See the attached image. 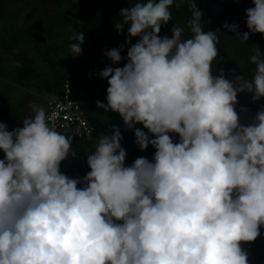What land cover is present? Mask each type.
Returning a JSON list of instances; mask_svg holds the SVG:
<instances>
[{
  "label": "clouds",
  "instance_id": "clouds-1",
  "mask_svg": "<svg viewBox=\"0 0 264 264\" xmlns=\"http://www.w3.org/2000/svg\"><path fill=\"white\" fill-rule=\"evenodd\" d=\"M252 3L249 31L223 25L242 42L264 35V0ZM173 4L146 0L122 9L114 26L119 34L128 25L127 63L98 73L108 87L107 103L96 106L118 113L141 151L151 144V161L126 167L114 126L87 155L90 171L71 178L60 165L76 156L73 135L50 123L56 113L33 102L22 127L9 131L0 122V264H249L242 244L264 226V107L249 125L236 107L238 93L264 98V59L258 47L251 78L214 75L219 30L204 31V14L192 3L191 38L182 40L176 24L171 38L161 36ZM84 39V32L69 37L70 55L82 54ZM125 44L104 51L113 65Z\"/></svg>",
  "mask_w": 264,
  "mask_h": 264
},
{
  "label": "rangeland",
  "instance_id": "rangeland-1",
  "mask_svg": "<svg viewBox=\"0 0 264 264\" xmlns=\"http://www.w3.org/2000/svg\"><path fill=\"white\" fill-rule=\"evenodd\" d=\"M98 1V0H95ZM224 1V0H221ZM232 7L226 9L225 21L239 25L238 31L243 34L249 31L246 26V9L253 7L252 0H228ZM91 0H0V122L7 125L8 130L22 127V121L31 114L30 103H37L46 109L49 100L59 95L65 79H70L74 93L85 104L90 119L96 125L92 137L81 141L82 161L65 163L62 173L71 178L83 179L90 168L87 155L94 154L98 137L101 134L112 135L113 127L119 126L122 140L121 146L126 150L125 166H131L134 160L145 157L152 160L156 149L149 144L141 151L135 142V130L127 129L121 116L113 111L105 112L96 106L97 101L107 103L106 89L108 83L98 73L105 67H123L127 63L125 44L127 32H117L115 26L107 30L94 25L89 20ZM220 7L217 6V12ZM84 32L85 39L81 45L82 54L70 55L69 37L74 33ZM222 30L220 29V33ZM139 37L132 38L135 44ZM76 43V41H72ZM124 58L119 64L113 65L104 55L105 50L119 48ZM261 49L264 59V35L250 34L247 42H242L236 33L227 29V34L219 37L218 62H213L214 75L223 70L225 77L232 79V72L251 78L256 65L250 62V56L257 48ZM242 95L238 93V104L241 105ZM138 128L155 138L142 124ZM174 143L179 142V135L169 133ZM4 153L0 150V159ZM83 187V185H78ZM264 232V227L261 229ZM256 241L244 243L242 247L249 253V264H264V252L253 253ZM264 248V244H263Z\"/></svg>",
  "mask_w": 264,
  "mask_h": 264
},
{
  "label": "trees",
  "instance_id": "trees-1",
  "mask_svg": "<svg viewBox=\"0 0 264 264\" xmlns=\"http://www.w3.org/2000/svg\"><path fill=\"white\" fill-rule=\"evenodd\" d=\"M137 2H146V0H91L89 5L90 13L87 15L89 20L93 21L94 25H98L104 30L109 29L116 23H122L123 17L120 16V12L124 8L132 7ZM176 2L170 7L172 14V20L167 25H163L161 28V36H168L171 38V29L175 24L184 29L181 39L191 38L193 33L188 28V20L192 17L191 4L196 3L197 8L203 12V18L201 24L204 31H215L217 36L223 38L227 34V29L223 27L227 23L224 19L226 9L232 7L231 1L228 0H184L179 7H176ZM217 6L220 10L217 12ZM128 25L124 26V31L127 32ZM220 29L222 32L220 33Z\"/></svg>",
  "mask_w": 264,
  "mask_h": 264
},
{
  "label": "built area",
  "instance_id": "built-area-1",
  "mask_svg": "<svg viewBox=\"0 0 264 264\" xmlns=\"http://www.w3.org/2000/svg\"><path fill=\"white\" fill-rule=\"evenodd\" d=\"M261 107H264V98H261L257 102L256 110L259 111ZM45 111L49 116L52 113L57 114L55 119L50 121L51 124L57 127V131L73 135L71 148L76 152V156L69 155L66 160L61 162L60 171H62L65 163L69 161H82L83 155L80 146L83 140L94 135L96 125L90 119L88 110L82 99L75 95L74 86L70 79L64 80L61 93L49 100ZM75 129H79L80 135L75 134ZM75 140L81 141V144H76Z\"/></svg>",
  "mask_w": 264,
  "mask_h": 264
},
{
  "label": "crops",
  "instance_id": "crops-1",
  "mask_svg": "<svg viewBox=\"0 0 264 264\" xmlns=\"http://www.w3.org/2000/svg\"><path fill=\"white\" fill-rule=\"evenodd\" d=\"M251 96L242 95L241 105L239 107H236V110H237L239 117H240V123L244 124V125H249V124L253 123L254 117L257 113L256 104L258 101L253 102ZM241 108H246L247 110L246 111H240ZM262 227H264V226H262ZM260 231H261V236L257 238L256 248L254 249V251H252L253 253L264 252V248H263L264 232L262 230H260Z\"/></svg>",
  "mask_w": 264,
  "mask_h": 264
}]
</instances>
